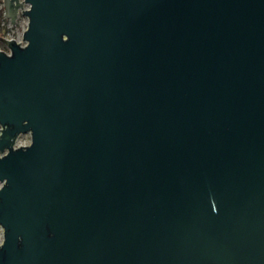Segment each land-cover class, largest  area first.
<instances>
[{"label": "water", "instance_id": "obj_1", "mask_svg": "<svg viewBox=\"0 0 264 264\" xmlns=\"http://www.w3.org/2000/svg\"><path fill=\"white\" fill-rule=\"evenodd\" d=\"M0 1V264H264V0Z\"/></svg>", "mask_w": 264, "mask_h": 264}, {"label": "rangeland", "instance_id": "obj_2", "mask_svg": "<svg viewBox=\"0 0 264 264\" xmlns=\"http://www.w3.org/2000/svg\"><path fill=\"white\" fill-rule=\"evenodd\" d=\"M29 24V20L26 16L21 15L18 19V21L15 24L10 23V21H6L4 24V30H3V36L2 37H14L18 40L24 37L25 30L27 29ZM4 48V47H2ZM20 142H30L31 141V135L30 134H24V136L21 137L19 140ZM3 182L0 181V187H2Z\"/></svg>", "mask_w": 264, "mask_h": 264}, {"label": "built area", "instance_id": "obj_3", "mask_svg": "<svg viewBox=\"0 0 264 264\" xmlns=\"http://www.w3.org/2000/svg\"><path fill=\"white\" fill-rule=\"evenodd\" d=\"M2 5H3V3H2ZM24 8H25V9H29V5H28V4H25ZM22 11H23V10L21 9V10H20L19 17H20L21 15H23V14H22ZM18 19H19V18H18ZM18 19H17V20H18ZM3 21H4V24H5L6 21H10V23H12L11 20L7 19L5 16H4V20H3ZM12 24H13V23H12ZM6 38H8V37H6ZM9 38H11V39H15L18 43L21 42L22 45H26V44H27V42L24 40V37L21 38L20 40L14 38V37H12V36H10ZM9 38H8V39H9ZM0 49H4V48H1V47H0ZM21 137H22V136H21ZM21 137H19V139L17 140V142H16L17 145H16V146H25V145H27V144L30 143V142H25V143L20 142L19 140L21 139Z\"/></svg>", "mask_w": 264, "mask_h": 264}, {"label": "trees", "instance_id": "obj_4", "mask_svg": "<svg viewBox=\"0 0 264 264\" xmlns=\"http://www.w3.org/2000/svg\"><path fill=\"white\" fill-rule=\"evenodd\" d=\"M4 16H5V9L2 5V2L0 1V47H4L5 45L1 42V38L3 36V30H4Z\"/></svg>", "mask_w": 264, "mask_h": 264}]
</instances>
